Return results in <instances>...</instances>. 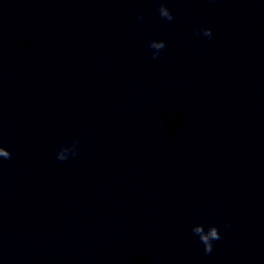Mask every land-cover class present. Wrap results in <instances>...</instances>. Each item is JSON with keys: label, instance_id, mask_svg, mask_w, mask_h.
I'll use <instances>...</instances> for the list:
<instances>
[{"label": "clouds", "instance_id": "1", "mask_svg": "<svg viewBox=\"0 0 264 264\" xmlns=\"http://www.w3.org/2000/svg\"><path fill=\"white\" fill-rule=\"evenodd\" d=\"M161 18L172 21L174 16L170 9L166 6L165 0H160L159 7L157 9ZM138 19L143 20V15L141 14ZM196 36L203 35L204 37L211 39L213 36L212 29L210 28H197L194 31ZM149 48L152 49L151 58L156 59L160 52L166 47V42L164 40L151 39L149 42ZM79 140L74 141L71 145H62L55 153L56 159L63 162L69 159V156L75 157L78 152ZM0 157L4 159H11V153L8 149L3 146H0ZM230 225H225L229 227ZM205 231L203 224H196L192 228L193 234L198 236L200 242L204 245L205 254H210L213 251V242L220 240L221 234L215 225H211Z\"/></svg>", "mask_w": 264, "mask_h": 264}]
</instances>
